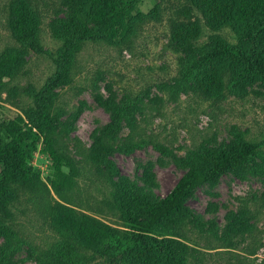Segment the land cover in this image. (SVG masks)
Here are the masks:
<instances>
[{"label": "rangeland", "instance_id": "1", "mask_svg": "<svg viewBox=\"0 0 264 264\" xmlns=\"http://www.w3.org/2000/svg\"><path fill=\"white\" fill-rule=\"evenodd\" d=\"M16 1L0 0V52L20 44L12 35L9 21ZM24 1L37 20L38 45L25 49L16 69L0 70V120L24 116L31 103L30 91L41 87L53 71L52 55L60 44L52 31V20L63 13L61 0ZM177 27H183L180 36L187 34L188 27L195 28L192 35L187 34L193 49L177 40ZM213 34L229 41L236 39L232 26L210 24L191 0H138L110 38L79 43L63 80L53 88L51 108L60 109L59 117L68 128L63 141L82 165L76 191L58 196L51 187L54 163L42 136L29 156L54 198L110 224L124 226L103 163L93 161L88 154L91 131L108 119L98 94L106 96L110 92L118 99L126 90L137 99L117 133L118 141H129L125 145L129 148L115 149L109 157L121 174L137 183L148 182L157 195H163L183 170L175 159L202 143L227 141L238 132L261 141L259 148L264 154V85L246 78L207 94L181 75L186 52L196 51ZM225 67L222 80L226 84L233 75ZM257 159L261 166L246 163L238 174L225 171L214 182L197 185L186 199L199 216L184 217L174 227L176 234L171 235L191 245L200 264H264V158ZM62 168L67 170L64 165ZM27 196V192H21L11 209L15 226L23 230L32 245L24 244L16 250L7 264H36L32 246L37 249L36 245H43L53 235ZM241 209L245 210V222L253 228L236 233L227 229V222ZM200 218H212V222L201 224Z\"/></svg>", "mask_w": 264, "mask_h": 264}, {"label": "trees", "instance_id": "2", "mask_svg": "<svg viewBox=\"0 0 264 264\" xmlns=\"http://www.w3.org/2000/svg\"><path fill=\"white\" fill-rule=\"evenodd\" d=\"M138 0H61V15L52 20V31L60 39L52 55L54 69L38 89L30 91L31 103L24 116L0 120V264L9 263L11 255L31 240L17 228L11 209L15 198L27 192L42 223L53 230L43 245H36L32 255L36 264H200L193 247L172 236L174 227L186 216L195 214L186 204L194 188L206 181L214 182L225 171L239 173L242 165L261 166L264 158L261 141L235 133L227 141L202 143L177 157L183 167L172 186L163 194L151 191L149 183H137L120 173L109 157L115 149L127 150L128 142H120L117 133L136 105V98L124 90L115 99L113 93L97 95L108 111V119L91 131L90 159L103 163L112 189L110 194L120 211L124 226L110 224L97 216L54 198L48 185L32 167L29 156L37 138L42 136L45 150L53 160L51 187L58 196L76 191L77 176L82 170L79 159L63 141L68 128L61 120L60 109L51 111L54 87L63 80L72 55L84 41L110 38L116 25L130 16ZM212 25L232 26L235 41L213 34L196 51H187L181 75L192 79L207 94L220 92L226 85L240 80L256 79L264 85V0H191ZM9 17L12 35L20 43L0 52V70H14L22 63L28 46L37 47V20L24 0L11 7ZM176 28L179 42L193 49L188 35L195 28ZM195 49V48H194ZM228 66L233 75L226 84L222 71ZM67 167V170L62 168ZM256 170V167H254ZM262 170V169H261ZM262 172V171H260ZM264 174V171L262 172ZM148 179L144 174L140 175ZM199 216L198 214H195ZM199 218V217H198ZM212 218L201 219L200 223ZM245 210L232 213L227 229L244 232L253 228L246 223Z\"/></svg>", "mask_w": 264, "mask_h": 264}]
</instances>
